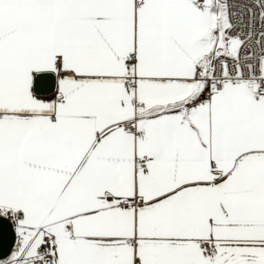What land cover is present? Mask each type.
<instances>
[{
	"label": "snow or ice",
	"instance_id": "obj_1",
	"mask_svg": "<svg viewBox=\"0 0 264 264\" xmlns=\"http://www.w3.org/2000/svg\"><path fill=\"white\" fill-rule=\"evenodd\" d=\"M4 224L0 264H264V0H0Z\"/></svg>",
	"mask_w": 264,
	"mask_h": 264
},
{
	"label": "water",
	"instance_id": "obj_2",
	"mask_svg": "<svg viewBox=\"0 0 264 264\" xmlns=\"http://www.w3.org/2000/svg\"><path fill=\"white\" fill-rule=\"evenodd\" d=\"M50 90V89H49ZM14 241V233L8 224L0 226V250H7Z\"/></svg>",
	"mask_w": 264,
	"mask_h": 264
},
{
	"label": "crops",
	"instance_id": "obj_3",
	"mask_svg": "<svg viewBox=\"0 0 264 264\" xmlns=\"http://www.w3.org/2000/svg\"><path fill=\"white\" fill-rule=\"evenodd\" d=\"M50 95V94H49Z\"/></svg>",
	"mask_w": 264,
	"mask_h": 264
}]
</instances>
